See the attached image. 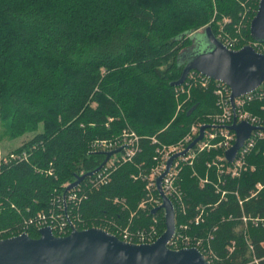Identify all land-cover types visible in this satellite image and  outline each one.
Segmentation results:
<instances>
[{
    "label": "trees",
    "instance_id": "1",
    "mask_svg": "<svg viewBox=\"0 0 264 264\" xmlns=\"http://www.w3.org/2000/svg\"><path fill=\"white\" fill-rule=\"evenodd\" d=\"M258 2L0 0V150L5 135L32 134L16 149L0 151L1 238L18 235L28 217L48 212L75 176L97 168L105 151H89V142L118 135L126 125L141 137V150L116 167L108 183L85 190L72 210L74 229L136 230L155 220L161 235L164 212L139 208L144 181L133 178L153 164L149 137L175 143L216 111L212 89L200 87L179 97L185 102L177 110L170 83L181 75L184 53L196 47L199 28L210 26L219 40L227 35L235 48L253 42L249 25ZM22 150L27 160L5 161ZM214 154L200 153L194 169L216 181L205 166ZM248 162L253 171L219 183L225 195L210 184L200 187L192 167L181 171L186 214L175 211V226L185 225L183 236L201 241L197 250L210 264H264V222L242 223V216L264 218V140ZM38 231L30 228L27 235L37 239Z\"/></svg>",
    "mask_w": 264,
    "mask_h": 264
},
{
    "label": "built area",
    "instance_id": "2",
    "mask_svg": "<svg viewBox=\"0 0 264 264\" xmlns=\"http://www.w3.org/2000/svg\"><path fill=\"white\" fill-rule=\"evenodd\" d=\"M228 49L235 48L236 41L231 40L227 35L220 40ZM248 45L253 46L256 51L264 54V43L253 41ZM241 48V47H240ZM193 87H200L201 89H212L215 98L216 111L207 114L206 119L197 121L190 126V129L178 141L172 144H164L158 140L154 135L149 137L151 144L154 145L155 155L153 156V164L148 171L139 172L133 176L134 179L144 181L145 195L139 203V208L142 210H153L162 203L161 196L157 190L156 179L165 171L168 159L179 152L185 150L187 145L191 143L195 137L199 135V130L202 125H208L204 131L201 139H199L191 148L184 154L177 156L172 161L169 169L161 179V189L164 194L171 200L174 208V213L186 214V201L184 192L180 184V174L185 166L192 167V175L198 179L200 187L207 184L213 186L216 192H221L222 195L227 193L226 190H221L219 183H224L227 177L234 179L239 178L246 172L253 171L255 166L248 162V156L252 149L256 146L258 141L264 140V86L259 85L254 90L230 98L229 87L218 80L211 79L198 71L191 70L185 80L177 86H174L175 98L179 99L182 95L190 96V90ZM185 101H178L177 110L182 109ZM235 123L246 122L253 126L248 138L237 150L232 161H228L225 156V151L229 149L236 140V133L228 126ZM141 137L128 125H126L118 135L109 138H95L88 144L89 151H111L122 147L116 153H113L105 162V164L96 172L93 177L85 184L80 182L77 186L69 189L64 195L53 198L51 207L48 212H37L28 217L24 222L21 234H26L30 228L40 230L49 228L55 237H65L69 235L77 223V218L72 215V210L82 198L86 197L85 190L98 188L110 181L112 171L120 164L130 162L135 157L140 149ZM215 152L210 159L205 161V166L208 169L214 170L216 181L209 177V171L201 176L194 169L195 160L200 153ZM28 153L22 150L18 153L10 152L5 161L10 160H27ZM49 173H51V170ZM48 173V172H47ZM263 185L257 183L256 190H259ZM256 192L252 191V195ZM239 206L242 208V200L238 193L235 192ZM201 214L195 218L194 222L197 225L201 221ZM249 221L253 225L259 222H264L263 219H249L242 216V223L246 225ZM153 224L148 228H137L131 230L129 226L123 228H115L114 232H109V229L100 228V230L107 232L120 241L129 244H152L159 237V232L156 228L157 222L153 220ZM185 225L175 226V232L172 239L168 242V248L172 250H180L185 248H196L201 246V241L195 238L183 236L182 232L186 230ZM13 235L12 237H16ZM9 237V238H12ZM8 239V238H7ZM4 240L0 236V241ZM205 252V251H204ZM203 254V253H202ZM204 255V254H203ZM205 259L206 256L204 255Z\"/></svg>",
    "mask_w": 264,
    "mask_h": 264
},
{
    "label": "water",
    "instance_id": "3",
    "mask_svg": "<svg viewBox=\"0 0 264 264\" xmlns=\"http://www.w3.org/2000/svg\"><path fill=\"white\" fill-rule=\"evenodd\" d=\"M249 33L257 42H264V0H259L257 10L249 25ZM196 35V34H195ZM196 37V47L187 50L179 79L171 86L180 85L191 71L225 83L230 89L231 100L246 94L264 83V54L251 45L239 49H228L206 26ZM208 125H202L199 135L182 152L172 155L165 171L156 179L157 190L162 203L152 210L164 212L165 230L152 244H129L98 228L86 230L72 229L65 237L53 236L49 228L38 231L39 238L33 239L26 234L0 241V264H210L196 248L172 250L168 242L175 232V213L171 200L161 189V179L172 161L184 154L203 135ZM236 133L234 144L225 151L226 159L233 160L237 150L248 138L253 126L246 122L228 126ZM122 147L106 151L105 158L92 171L75 176V180L65 190L77 186L84 178L91 176L106 160L120 151Z\"/></svg>",
    "mask_w": 264,
    "mask_h": 264
},
{
    "label": "rangeland",
    "instance_id": "4",
    "mask_svg": "<svg viewBox=\"0 0 264 264\" xmlns=\"http://www.w3.org/2000/svg\"><path fill=\"white\" fill-rule=\"evenodd\" d=\"M204 27L199 28V31H202ZM3 130L4 128L2 126H0V133L3 134ZM32 136V134H25L23 136L20 137H14V138H10L8 136L5 135V137L2 140L1 143V152L2 153H6L8 150L11 149H16L17 147H19L26 139H29Z\"/></svg>",
    "mask_w": 264,
    "mask_h": 264
}]
</instances>
